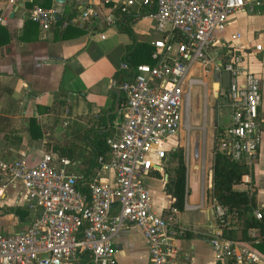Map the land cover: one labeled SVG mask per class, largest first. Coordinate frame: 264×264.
Wrapping results in <instances>:
<instances>
[{
  "label": "built area",
  "instance_id": "built-area-1",
  "mask_svg": "<svg viewBox=\"0 0 264 264\" xmlns=\"http://www.w3.org/2000/svg\"><path fill=\"white\" fill-rule=\"evenodd\" d=\"M260 5V0H87L72 4L70 12L30 7L27 18L41 30L77 26L89 37L104 40L109 28L150 18L160 36L150 42L153 63L121 64L131 74L118 86L123 100L113 131L105 137L108 150L95 158L96 176L85 180L71 171V159L50 151L32 164L25 154L0 158V195L10 185H19L16 203L26 206L30 217L21 231L0 232V264H80L82 253L91 255V264H117L113 238L130 224L141 229L148 264H179L174 240L181 231L169 213L154 210L146 178L163 169L172 139L185 124L192 85L207 88L205 80L190 74L195 67L203 75L217 74L212 90L213 84H221L222 71L230 73L229 86L215 89L217 100H227L231 108L218 148L247 164L257 154L259 80L243 64L241 42L231 41V54L218 61L223 43L216 34L234 12ZM255 47L264 49L261 44ZM102 174L107 177L97 179ZM212 208L216 221L207 239L217 259L258 264L263 255L255 247L257 230L249 229L251 241L224 238L221 228L229 222L225 209L215 202ZM254 215L262 216L259 209Z\"/></svg>",
  "mask_w": 264,
  "mask_h": 264
},
{
  "label": "crops",
  "instance_id": "crops-1",
  "mask_svg": "<svg viewBox=\"0 0 264 264\" xmlns=\"http://www.w3.org/2000/svg\"><path fill=\"white\" fill-rule=\"evenodd\" d=\"M86 1L65 0L59 4L50 0L48 7L70 12L72 4L75 2L84 4ZM260 1L261 5H264V0ZM30 2L31 0H0V24L7 30L6 37H0V158L13 159L25 154L32 164L43 152L54 153L52 147L55 144L70 145L75 152L74 157L69 158L73 163L71 171L80 174L83 178L85 174L87 178H92L96 176L98 170L93 154V143L96 136L106 137L113 131L112 122L116 114L111 122L108 116L112 115L110 112L114 108L117 96L111 90V86L118 88L120 84L115 74L121 68L123 63L121 57L132 40L129 38L125 43L106 44V40L120 33L119 27H115L114 30L107 29V38L104 40H99L97 36L89 37L83 29V34L63 39L60 36L65 28L62 27H53L50 30H41L38 26L31 27L24 35L25 24L29 20L28 9L37 4L28 5ZM258 7L254 10L234 12L229 17L224 30L216 35L223 43L221 48H218L220 52L218 61L227 59L231 54L232 49L228 45L231 41L241 42L245 48L243 64L260 83L262 99L258 108L257 154L248 163L251 167L250 172L243 175L241 182L237 183L244 187L236 189L237 184H234L233 189L254 191L258 208L264 211V49L258 50L255 47L257 44L264 45V10L259 11ZM195 68L190 74L199 78L193 75ZM200 72L203 74L202 71ZM212 79H217V74H211L210 83ZM194 85L202 86L205 106L208 84L206 89L201 83H194L192 87ZM192 87L185 124L179 131L180 133L186 130L185 135H187L185 144L183 146L179 144L184 151L186 167L183 209L172 211L170 208L173 198L164 190L165 176L159 178L150 175L146 178V183L154 210L164 215L169 213L172 217L170 219L181 231L174 240L179 252L177 262L213 264L218 259L210 241L206 238L209 237V229L213 228L216 221L212 208L213 201L208 197L212 185V148L215 139L218 145L221 133L230 122L226 127H220L215 120L207 155L205 126L188 125ZM217 87V83L213 84V89ZM210 91L215 102V90L210 87ZM196 104L198 106V99ZM104 116L106 118L103 119ZM30 118H34L41 127L43 133L41 138L30 136L28 131ZM199 128L200 130H197ZM217 128L221 130L215 137ZM190 130H193L195 135L192 146ZM176 143L178 142L173 145L176 146ZM83 144L85 148L82 149L80 146ZM200 148L202 153L199 157ZM191 155H193L191 172L194 182L190 187L188 175ZM160 172L163 173V169ZM106 177L107 174H102L97 179ZM20 192L21 187L15 184L10 185L0 195V232L2 233L19 232L30 223V217L21 220L7 210L15 207L26 208L21 203H16ZM182 211L193 213V220L182 223L179 218ZM185 232H190L192 235L186 236ZM113 240L117 264H148L145 239L138 226L130 224L122 228L115 234ZM229 260L231 259L220 261L227 264ZM258 264H264V255Z\"/></svg>",
  "mask_w": 264,
  "mask_h": 264
},
{
  "label": "trees",
  "instance_id": "trees-1",
  "mask_svg": "<svg viewBox=\"0 0 264 264\" xmlns=\"http://www.w3.org/2000/svg\"><path fill=\"white\" fill-rule=\"evenodd\" d=\"M33 3L48 7L50 5V0L43 2H40L39 0H31L28 5H32ZM257 10H264V5L258 7ZM31 27L36 28L37 25L30 20H27L24 28V35ZM119 28L128 32L132 40L121 57L122 62L126 63L128 66H134L139 63H153V60L150 57L153 47L150 42L151 40L157 39L160 35L157 34L150 38L139 39L137 38V35L133 33L129 25L122 24ZM83 33L84 31L77 26H68L60 37L63 39H69ZM6 35V28L0 24V37H6ZM23 38L25 39L26 37ZM130 74L131 69L125 70L119 68L115 74V78L118 81H121L124 78H127ZM122 100L123 97L120 96L119 103H121ZM114 116L115 114L108 116L110 122ZM104 118L106 117L104 116L103 119ZM220 130L221 128L216 129L215 137H217ZM28 131L32 138H41L43 134L41 127L34 118H30L28 121ZM107 150L108 147L105 143V136H96L93 143L94 157L96 158L98 155L106 154ZM52 151L57 154L58 157L64 156L73 158L75 155V152L70 145L61 146L55 144L52 147ZM250 169V165L246 162L236 161L226 151L220 150L216 139L214 140L212 148V185L208 191V197L211 201L220 204L225 209V216L229 222L222 226L221 236L232 240L251 241L254 240V238L258 239L255 243V247L262 255H264V211L261 208H258L254 191H240L233 189V185L241 182L243 175L248 174ZM185 173L184 151L182 146L179 145L168 149L166 152V156L163 160V173L157 170L152 171V175L156 177L164 178V176H166L164 190L173 198L170 208L178 211H181L184 206ZM84 179H87L86 174ZM256 209H259L262 214L260 219L256 218L254 215ZM7 210L14 213L21 220H25L29 217L26 208L15 207ZM251 228L257 230V234L254 238L251 237L249 233V229ZM184 234L186 236L192 235L190 232H185ZM206 238L209 237L206 236ZM80 256L82 259L80 264H91V255L89 253H82ZM213 264L223 263L220 260H217ZM227 264L234 263L229 260Z\"/></svg>",
  "mask_w": 264,
  "mask_h": 264
},
{
  "label": "rangeland",
  "instance_id": "rangeland-1",
  "mask_svg": "<svg viewBox=\"0 0 264 264\" xmlns=\"http://www.w3.org/2000/svg\"><path fill=\"white\" fill-rule=\"evenodd\" d=\"M128 25L131 27L133 33H135L137 35V38L139 39H146V38L152 37L153 35H157V33L154 31L153 21L150 18L143 19V20L140 19V20H137V22H133L132 20H129ZM111 29L114 30L115 27H112ZM118 32L120 33L113 35L110 39L106 40L105 43L106 44L125 43L129 38L131 39L128 32L123 31L120 28ZM193 75L199 76V78L204 79L208 83V88L206 92V103L204 106V101H203L204 100L203 99L204 90L202 86L194 85L192 87V94H191V99H190L191 106H190L189 117H188V125L190 127H194V126L201 127L202 125L205 126V133L207 136L206 148H207V155H208L212 125L215 123V120H216L217 125H219L220 127H226L230 122L231 108L228 102L226 101L223 102L222 99L217 100V98L215 97L216 100L214 102V98H213L212 92L210 91V87H209V83L211 80V72H207L206 75H203L200 71H198V68H195L193 71ZM196 99H198V102H199L198 106L196 104ZM204 110H205V117H203ZM197 130H200V128ZM193 132H194L193 130L189 131V135L191 137L190 138L191 146H192V141H194V138H195V135H193ZM185 133H186V130H182L180 133H178V135H176L172 139L173 140L172 143L178 142L176 143V145L181 144L183 146L185 144V141L187 140V135H185ZM84 144L80 146L82 149L85 148ZM201 148H202V145H201ZM201 148L199 149V153H198L199 157L202 153ZM82 152H85V151L82 150ZM192 156L193 155H191L190 157L189 175H188V183L190 187L192 186L194 182V176L191 172ZM207 159H208V156H207ZM243 187L244 185L242 184H237L235 186L236 189H241ZM179 218L182 223L190 222V220H193V213L182 211L179 215Z\"/></svg>",
  "mask_w": 264,
  "mask_h": 264
},
{
  "label": "water",
  "instance_id": "water-1",
  "mask_svg": "<svg viewBox=\"0 0 264 264\" xmlns=\"http://www.w3.org/2000/svg\"><path fill=\"white\" fill-rule=\"evenodd\" d=\"M54 2H65V0H54ZM218 77V76H217ZM221 84L218 85V88L226 89L229 86L230 73L228 71H222L220 74ZM111 90L116 94L117 98L115 100L114 108L110 112L112 115L116 114L119 109V97L121 96V91L119 88L111 86ZM166 179V176H165Z\"/></svg>",
  "mask_w": 264,
  "mask_h": 264
}]
</instances>
